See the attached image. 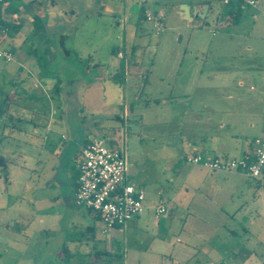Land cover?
Here are the masks:
<instances>
[{
	"label": "rangeland",
	"instance_id": "1",
	"mask_svg": "<svg viewBox=\"0 0 264 264\" xmlns=\"http://www.w3.org/2000/svg\"><path fill=\"white\" fill-rule=\"evenodd\" d=\"M53 1L55 10H76L82 18L85 29L76 35L74 45L75 48L79 45L80 54L90 52L92 48L86 42H92L96 48L92 61L105 66L114 56L111 50L126 45L127 59L137 62L140 71L147 73V81H143L133 73L132 67L125 78L113 80L105 79L107 73L103 68L100 76L105 90L99 93L100 101L98 94L90 100L96 107L93 116L86 114L88 122L97 117L93 122L97 121L98 126L91 127L94 136L107 140L109 148H119L126 154L128 180L145 188L148 200L140 219L152 221L155 211L151 206L154 208L163 201L167 209L164 216L168 217L165 224L172 229L171 244L179 249L206 243V232L211 229L206 224L218 223L217 219L225 212L233 214L217 233L225 241L224 245L219 244L224 264H240L246 253L251 254L246 264H264V175L252 179L241 173L216 174L212 178L209 171L187 161L192 155L191 136L204 128L208 132L218 131L219 127L212 124H224L222 133L234 136L232 144H238L234 147L238 151L233 149L230 155L234 157L240 149H252L253 141L264 136V13L261 11L264 0H260L259 9L243 7L236 24L224 18L229 7L222 0H147V6L161 10L164 15L166 28L161 35H156L152 26L139 18L136 0ZM99 1L108 10L98 14ZM203 4L210 9L205 18H194L198 25H190L179 15L182 5L191 6L193 12V5ZM131 43L138 46L134 53L129 50ZM41 48L38 37H34L22 51L36 50L38 56L26 55L23 62L16 49L11 63L0 61L1 90L11 91V87L20 83L22 87L34 85L36 74L44 70L37 63ZM48 105L45 96L39 101V110L47 113ZM125 105L132 107L126 117ZM40 117L37 115L36 120ZM4 124L9 125V120H3L1 125ZM68 129V125L58 128L52 137V143L61 151L73 143ZM62 134L68 136L67 141L61 139ZM18 135L13 134L18 140H26L24 134ZM24 146L20 144L22 151L16 155L6 154L7 175L0 173V207L4 209L0 220L8 223L5 228L0 223V234L12 229L21 232L27 221L33 237L21 236L20 245L15 247L0 243V264H124V261L148 264L139 256L143 255V247L155 238V229L150 224L146 223L148 228L122 227L121 232L107 230L100 220H86L84 208L75 209L85 213L87 225H95L96 241L78 229L77 238H83L86 246L96 243L97 250L104 249L106 243L114 245L118 257H110L107 252L99 258L77 254L65 259L64 253L57 252V242L64 240L66 228L72 225L73 209L68 206V200L76 155L66 151L60 157L43 158L39 163L34 155L23 152ZM212 183L219 189L210 190ZM8 194L18 200L10 210L6 209ZM13 220L17 224L11 223ZM75 224L80 226L79 222ZM26 241L30 242L29 252L19 261L16 247L24 249ZM34 252L36 262L31 261ZM199 259V264H209L205 256Z\"/></svg>",
	"mask_w": 264,
	"mask_h": 264
},
{
	"label": "crops",
	"instance_id": "2",
	"mask_svg": "<svg viewBox=\"0 0 264 264\" xmlns=\"http://www.w3.org/2000/svg\"><path fill=\"white\" fill-rule=\"evenodd\" d=\"M53 5V0H6L0 5V20L9 25L8 29L0 28V48L9 50L13 54L17 49L19 51L18 53L20 54V59H22L24 62L26 61V55H29L31 58L39 55L36 50H26V53H23L22 51L26 42H28L30 39H33L34 37H38L42 48L41 56L37 60V63L42 64L41 67L44 68L41 73L36 74V81L32 87H22V83H20L21 85L19 86L11 87V91L0 89V159H2L5 163L6 171L7 165L9 163L6 154L16 155L19 153V151H22L20 144L25 145L23 152H28L29 154L34 155L39 163L43 162V158L49 160V158L54 156L60 157L61 155H64V152L66 151L69 153L73 152L74 155H76L75 162L77 161L81 153L83 143L98 138L97 136H94V130L91 129V127L98 126V122H93V120H96L97 118L92 117V114H94L93 112L96 111V107L94 108V106L91 105L90 100L96 99V94H98L97 98H99L98 100L100 101L101 95L99 93H103L105 90V82L102 84L103 81H101L102 78L100 76V71L103 68L107 73L105 74L106 76L104 75L105 79H111L113 75L118 73L122 62H124L125 77L127 74H129V70L133 67V73H136L139 79L147 81V73L140 71L137 66V62L131 63L127 59L125 52H120L122 53V57H119V52L117 54H113L114 56L108 59L105 66L101 62H95V60L92 61L93 54L96 53V48L94 49V44L92 42H86L88 45H90V48H92L90 52H81L82 54H80L79 45H77L76 48L74 45L76 41V35L79 36V33L85 29L84 22L81 21L82 18L79 16V13L76 10L70 9L68 11H57ZM204 5L205 4L193 5V12L197 15L203 9ZM96 6L98 8V14L103 10H108L106 7L102 6L100 1L96 3ZM145 7L157 13L162 12L161 10H153L147 6L146 0L145 6L139 5V18L142 16L141 14ZM209 9L210 6L208 11ZM190 11L192 13V9H190ZM261 11L264 13V9H261ZM89 14H91V11H89ZM226 14L227 13H225L224 18L226 17ZM179 15H181V12H179ZM142 20H144V18ZM194 24L198 25L199 23L193 22L190 25ZM41 34H44V36L42 37ZM135 40L136 39H134V41ZM62 43H64L65 47L73 51L71 55L66 56L64 54ZM83 43H85L84 40ZM125 46L126 45L119 47ZM137 49L138 46H136L134 43L129 45V50L131 53L136 52ZM19 67L23 68L24 65L19 64ZM1 74L2 72L0 75ZM35 94L39 97H36ZM45 96L49 100L47 111L48 116L46 112H42L43 109L39 110V101ZM205 108L208 109L207 107ZM131 110L132 107H126L125 105L123 112L125 113L124 116L126 117L128 112ZM26 111H28V113L25 114ZM71 112L74 114L76 113V115H72ZM87 113H91L92 116L90 117L92 118H90V121L92 120V122L87 121L89 120L86 115ZM37 115L42 116L40 117V120H36ZM76 116L78 117L76 120L77 123H74ZM43 117H46V119H43ZM5 119L9 120L10 124H4L2 126L1 124ZM65 125H68V130L71 131L69 139H72L71 141L73 143L61 151L52 143V137L55 135V133H58V128L64 129ZM196 125L200 124L196 123ZM212 126H218V131L208 132L207 128H204L199 134L193 133L194 135L191 136L192 143L190 144L192 155L193 153H202L212 157L240 158L252 151L253 145L252 149L248 150L243 148L239 150V154H237L235 157L230 156L232 155L231 153L233 149H236V152L238 151V148H234L238 147V144H235L236 146L232 144L234 136H226L222 133V130L224 129V124L222 123H218L217 125L212 124ZM16 133L19 134L18 136L24 134L26 140H18V137L13 136V134L16 135ZM27 139L29 140V143L26 142ZM61 139L67 141L68 136L62 134ZM112 142L118 145L117 142ZM11 143L12 145H10ZM2 168L3 167L0 165V173ZM209 174H211V177L214 178L216 174L234 176L240 173L226 174L219 172H209ZM232 180H234V178H232ZM127 182L131 183L128 180V175ZM70 187L71 191L68 200V206L73 209V214L70 219V224L72 225L71 227L69 226L66 228L67 232L63 238L64 240L57 242V252L64 253L66 256L65 259H70L77 254L89 255L94 258H99L100 255L107 252L110 257H118L119 253L114 248V245L106 243V245H104V249L101 248L97 250L96 243L91 247L88 245L86 246L83 238H77L78 234L75 233V230L78 229V232L82 230L83 233L86 232L88 236L91 235L92 240L95 242L96 227L93 225V223L87 225V222H85V213H80V210L75 209H81L84 207H80L75 204L76 189L73 180ZM141 187L145 190L143 186ZM209 187V189L212 191L219 189L215 183H212L209 185ZM255 197H257V194ZM261 197L262 195L259 194V202ZM147 200L148 199L146 195V202ZM16 203H18L16 197L8 194L6 209H12ZM151 208L154 209L152 206ZM3 210V207H0V212H3ZM84 210L88 216L86 220L89 218L91 220L101 221V219L97 218L94 213L88 212L86 208H84ZM232 215L225 212L223 217L217 219L218 223L206 224L211 228L206 232V240H204V242L207 241L206 243L198 245L194 244L191 246L189 245L187 248L179 249H176V247L171 244L170 234L172 229H168L166 227L165 221L168 219V217L164 215L160 217L155 215L152 221L142 220L138 215L132 219L126 227L138 229L140 227L144 228L145 226V228H148L149 226L146 224L148 223L151 225L152 229H155V238H153L148 243V245L143 247L145 252L143 251V255L139 256V259H141L142 262L146 261L148 264H199V256H205L207 259L206 262L209 264H224L225 258L221 256L223 252L220 251L219 244L224 245L225 241L222 238H219L217 233L219 229L225 228V223L231 218ZM80 217L81 220L79 219ZM82 217L84 219H82ZM25 222L27 223L26 228L21 232H19V230H16L17 232H15L12 229V231H6L5 234H0V243L12 244V246L15 247V244L20 245L19 242L21 236L31 239L33 234L30 230V223L27 221ZM77 222H79L80 226L75 224ZM0 223L3 225L2 227L8 224L4 219L0 220ZM11 223L17 224V220H13ZM13 228H16V225H14ZM121 229L122 228H116L113 231L121 232ZM245 231L247 232V229H245ZM230 235L232 236L234 233L230 231ZM114 236L117 237V234H114ZM29 244L30 242L26 241L24 244V249H21L18 246L16 247L20 253L19 261L24 260L22 255H26L29 252ZM100 246H102L101 243ZM250 257L251 254L248 255V253H246V255L243 256V260L240 264H246L250 260ZM131 259L132 258L130 257V260ZM229 260L231 259L229 258ZM31 261H37L35 252L34 257L31 258ZM124 264H127L126 261H124Z\"/></svg>",
	"mask_w": 264,
	"mask_h": 264
},
{
	"label": "built area",
	"instance_id": "3",
	"mask_svg": "<svg viewBox=\"0 0 264 264\" xmlns=\"http://www.w3.org/2000/svg\"><path fill=\"white\" fill-rule=\"evenodd\" d=\"M6 0H0V5ZM145 6L146 0H136ZM230 0H223L228 5ZM244 8L259 9L260 0H238ZM144 20L149 23L156 35L165 31L164 15L145 7ZM122 57V53H119ZM0 61L9 64L13 61L11 51L0 48ZM253 149L243 157H212L196 153L187 161L209 172L241 173L248 178L258 179L264 172V136L253 141ZM79 172L75 192V204L98 214L106 229L126 227L146 208V192L141 186L127 182L128 161L119 148H109L108 141L95 138L83 147L76 161ZM157 217L166 214L163 201L154 207Z\"/></svg>",
	"mask_w": 264,
	"mask_h": 264
},
{
	"label": "trees",
	"instance_id": "4",
	"mask_svg": "<svg viewBox=\"0 0 264 264\" xmlns=\"http://www.w3.org/2000/svg\"><path fill=\"white\" fill-rule=\"evenodd\" d=\"M226 6L229 7V11L227 12L226 17H225L227 22H230L233 24L238 23L240 18H241V9L243 8V5L240 2H238V0H230L229 4ZM141 15L142 16L140 17V19H143V14H141ZM8 26L9 25H7L5 22L0 20V28L1 29H8ZM62 46H63L64 54L66 56L71 55V53L73 51L71 49L65 47L64 43H62ZM124 49H125V47H119V48L117 47L115 49H112V54H117L118 52L119 53L124 52ZM123 78H125V64H124V62H122L120 70L118 71V73L113 75L111 79L120 80ZM89 143H90V141L83 143V147L87 146ZM0 165L3 167L1 172L3 174L7 175L6 166H5V163L3 162L2 159H0ZM71 172H72V180H73L75 189H77L79 172L76 169V163L72 166ZM263 175H264V172H263ZM87 210H88V212L93 213L91 210H89V209H87ZM95 216L100 219L98 214H95Z\"/></svg>",
	"mask_w": 264,
	"mask_h": 264
},
{
	"label": "water",
	"instance_id": "5",
	"mask_svg": "<svg viewBox=\"0 0 264 264\" xmlns=\"http://www.w3.org/2000/svg\"><path fill=\"white\" fill-rule=\"evenodd\" d=\"M208 8H209L208 5H204L203 9L200 11V13H198L196 15L194 12L191 13V11H190L191 6L182 5L181 8H180V12H181V15H182L183 19L188 21L190 24H192L193 22L194 23L198 22L194 18H198V17L205 18V16L207 15V12H208Z\"/></svg>",
	"mask_w": 264,
	"mask_h": 264
}]
</instances>
